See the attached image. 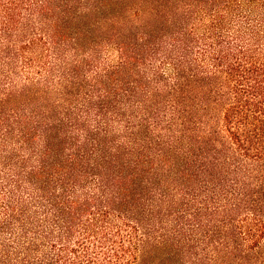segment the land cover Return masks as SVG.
Wrapping results in <instances>:
<instances>
[{"label":"trees","instance_id":"16d2710c","mask_svg":"<svg viewBox=\"0 0 264 264\" xmlns=\"http://www.w3.org/2000/svg\"><path fill=\"white\" fill-rule=\"evenodd\" d=\"M0 264H264V0H0Z\"/></svg>","mask_w":264,"mask_h":264}]
</instances>
